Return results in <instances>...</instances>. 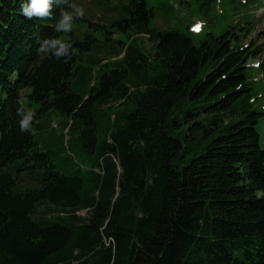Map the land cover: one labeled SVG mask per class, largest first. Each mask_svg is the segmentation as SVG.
<instances>
[{"label": "trees", "instance_id": "trees-1", "mask_svg": "<svg viewBox=\"0 0 264 264\" xmlns=\"http://www.w3.org/2000/svg\"><path fill=\"white\" fill-rule=\"evenodd\" d=\"M120 4L110 22L88 20L103 40L72 31L74 55L57 62L37 53L53 21L0 0V264H264V104L248 73L261 54L245 44L251 27L231 24L196 45L152 27L147 0ZM113 43L116 57L91 56ZM189 99L209 114L182 109L192 122L182 139L171 115ZM25 101L64 118L66 143L77 134L90 168L59 169L33 110L31 131L20 130ZM42 205L51 208L39 215Z\"/></svg>", "mask_w": 264, "mask_h": 264}, {"label": "rangeland", "instance_id": "rangeland-1", "mask_svg": "<svg viewBox=\"0 0 264 264\" xmlns=\"http://www.w3.org/2000/svg\"><path fill=\"white\" fill-rule=\"evenodd\" d=\"M121 0H78L77 3L84 10V16L76 21L73 26L74 37L84 39V34L92 32L98 39L103 40L105 32L103 29L95 30L90 27L88 20L97 21L100 23H108L116 16V12L111 11L114 8L120 7ZM148 4L155 9V18L152 22V27L159 30H178L186 33L192 38L194 44L198 45L205 38L208 32L215 35H220L226 31L231 24L251 27V33H247L245 44L252 41L253 45H257V50L261 54L250 60L249 76L253 81V88L256 92L255 96L259 97L258 103L264 104V0H214L211 3L209 13H204L201 5L203 0H147ZM262 7V8H261ZM108 11V12H107ZM250 22V24H248ZM125 38L124 33L115 34L114 38ZM69 33H63L60 39L68 41ZM141 42L143 48L147 51H152V43L145 35L136 36ZM118 48L112 45L110 48L99 47L91 56L97 59L116 57ZM108 52V53H106ZM83 60V59H82ZM83 64L93 65L91 62L83 61ZM258 66L259 68H257ZM206 103H193L192 100H187L180 105L171 115L172 127L171 134L175 137L185 139L191 121H187L182 109H191L197 111L196 119L205 117L209 113L203 108ZM25 105L34 111L35 116L40 119L36 123H40L35 127V134L38 139H49V154L57 163L59 169L71 174L75 168L82 167L83 169L90 168L92 161L85 158V155L80 154L78 146L75 144L76 135L70 134L72 138L69 144L66 143L68 135L66 131L63 134L62 125L64 118L58 116L56 112L42 111L38 109V105ZM260 134V144L264 148V119L257 126ZM64 135V143L61 137ZM202 143L197 144L195 152L188 156L180 157L175 161L176 167L185 165L194 153H198ZM26 187L27 183L22 184ZM51 207L42 205L38 208L39 215L48 213ZM81 216L86 215V211L82 210L78 213Z\"/></svg>", "mask_w": 264, "mask_h": 264}, {"label": "clouds", "instance_id": "clouds-1", "mask_svg": "<svg viewBox=\"0 0 264 264\" xmlns=\"http://www.w3.org/2000/svg\"><path fill=\"white\" fill-rule=\"evenodd\" d=\"M59 7L58 14L54 11ZM21 15L28 19H50L51 31L54 35L38 38L37 53L43 54L57 62H67L72 59L74 49L71 42L58 38V34L70 33L74 23L84 16V10L77 0H20ZM19 117V128L22 132L31 131L34 113L21 105L16 109Z\"/></svg>", "mask_w": 264, "mask_h": 264}]
</instances>
